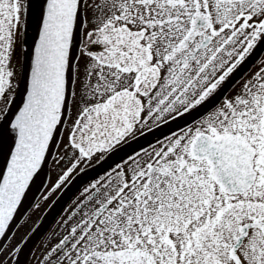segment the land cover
Wrapping results in <instances>:
<instances>
[{
  "label": "snow or ice",
  "instance_id": "snow-or-ice-1",
  "mask_svg": "<svg viewBox=\"0 0 264 264\" xmlns=\"http://www.w3.org/2000/svg\"><path fill=\"white\" fill-rule=\"evenodd\" d=\"M73 185L35 264H264V0H0V264Z\"/></svg>",
  "mask_w": 264,
  "mask_h": 264
},
{
  "label": "flooded vegetation",
  "instance_id": "flooded-vegetation-1",
  "mask_svg": "<svg viewBox=\"0 0 264 264\" xmlns=\"http://www.w3.org/2000/svg\"><path fill=\"white\" fill-rule=\"evenodd\" d=\"M252 65V61L248 62V64L244 65L240 71L238 72V74L240 72H244L246 71L250 66ZM247 66V68L244 70V68ZM179 123V122H177ZM171 126V125H169ZM163 130V129H161ZM83 179V177H81V180ZM80 181H77V184H79ZM76 189V185H73V187L71 189H69V191L67 193H65L63 196H60V193L57 192L53 195V197L47 202V204H51L54 200L57 199V197H60V203L56 205V209H53V211L51 213H47V220H45L42 224H39L38 226H36L37 224L34 223L36 220L40 219L41 217H43L45 215V211L44 208L47 207V204L44 205V207H42L37 213H35L33 215L32 221H30V228H28V231H31V228H37L38 231L36 233L35 236H33L31 238V240H29L27 242V244L24 247L23 253L20 256V260H21V264H29V261H32V264H35V261L32 258V251L34 249L37 248V246L40 244V241L42 239L43 234L53 226V224L55 223V216L58 215L57 209L60 208V204H65L70 198L71 196L74 194ZM21 234H27V232H25L24 229H21ZM20 239V236H17V240ZM37 255H39V253H37Z\"/></svg>",
  "mask_w": 264,
  "mask_h": 264
}]
</instances>
